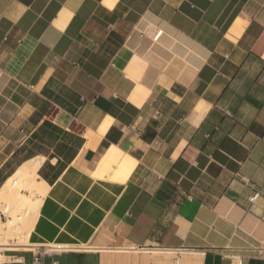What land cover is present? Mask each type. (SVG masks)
Here are the masks:
<instances>
[{
	"label": "crops",
	"instance_id": "crops-1",
	"mask_svg": "<svg viewBox=\"0 0 264 264\" xmlns=\"http://www.w3.org/2000/svg\"><path fill=\"white\" fill-rule=\"evenodd\" d=\"M1 90L49 187L2 264H264V0H0Z\"/></svg>",
	"mask_w": 264,
	"mask_h": 264
},
{
	"label": "bare ground",
	"instance_id": "bare-ground-1",
	"mask_svg": "<svg viewBox=\"0 0 264 264\" xmlns=\"http://www.w3.org/2000/svg\"><path fill=\"white\" fill-rule=\"evenodd\" d=\"M34 162H35L34 164L39 165L38 161H34ZM27 165H28L27 163L23 165V170H25V171H24V174H22V177L19 181H17L15 184H13L11 186H8L7 188H4V187L0 188V190H4V191H6L5 193L12 196L11 199L3 201V203H4L3 208L5 211H7L9 209L10 205H13L15 202L17 204H20L23 202L28 204V206L26 205V207H24V209L20 210L23 214H19V212H18L14 216V212H13L12 213L13 218L10 216L12 219L9 218L8 221H6V222L1 221V219H0V247L6 246V248H7L8 244L6 243V239H9V238L18 239L17 244L13 245L16 249H17V247L30 245V244H28V235H29L30 230H32L31 228L33 226L37 212L39 210L38 208H39V205L41 203L42 197H43L44 193L46 192V190L49 188L42 181H37L38 182L37 184L30 182L29 178L32 179V178H34V176H36V173H35L36 170L28 173V169L26 168ZM30 174H31V177H29ZM9 181H10V179L8 180V182ZM22 188L27 190L29 192V195L22 193L21 192ZM10 208L12 209V207H10ZM16 212L17 211H15V213ZM46 245H48V244H46ZM41 246H43V245H41ZM50 246H53V245H50ZM2 262H3V260H2ZM2 262L0 260V264H2Z\"/></svg>",
	"mask_w": 264,
	"mask_h": 264
},
{
	"label": "rangeland",
	"instance_id": "rangeland-1",
	"mask_svg": "<svg viewBox=\"0 0 264 264\" xmlns=\"http://www.w3.org/2000/svg\"><path fill=\"white\" fill-rule=\"evenodd\" d=\"M8 97V94L5 92V90H1L0 92V103H3L4 101H6V98ZM5 109L4 110H8V107H4ZM4 128V123L0 122V130ZM7 143V140H4V139H1L0 140V151L3 152V154L6 153L5 151V145ZM5 147V148H4ZM3 154L0 153V160L3 159ZM22 157H20L19 155L18 156H13L12 159L10 160V162H6L1 168H0V181H2V179L6 176L7 173L10 172V170L16 165V163H18V161L21 159ZM35 162L34 161H31V162H27V166L26 168L28 169V173L29 172H33L34 170L37 169L38 167V164H34ZM26 164V163H24ZM22 164L21 166H19L17 168V170L12 174V176H10L1 186V187H4V188H7L8 186H11L13 184H15L17 181H19L22 177V174H24V171L23 170V165ZM25 168V169H26ZM29 177H31V174L29 175ZM28 177V178H29ZM10 179V181L8 182V180ZM30 182L31 183H34V184H37V180L35 179V176L34 178H29ZM2 182H0L1 184ZM47 186V184H46ZM48 187V186H47ZM6 191L4 190H0V219L1 221L3 222H6L8 221V219H12L13 218V212H14V216L15 214H17L19 212V214H23L20 210L21 209H24V207H26V205L28 206V204L26 203H20V204H17L16 202L13 204V205H10V207H12V209L9 207V209L7 211L4 210L3 208V201L5 200H8V199H11L12 196H10L9 194L5 193ZM21 192L24 193V194H27L29 195V192L25 189H21ZM36 195V194H35ZM37 196V195H36ZM11 211V212H10ZM15 211H17L15 213ZM6 212V213H5ZM7 214V215H6ZM10 214V215H9ZM12 218H11V217ZM17 241L18 239L16 238H9V239H6V243L8 244L7 245V248L6 246H3V247H0V254L2 252H6V250H10V249H14L15 247L13 245L17 244ZM18 248V247H17ZM16 249V248H15ZM6 258L2 255H0V260L2 262V260L4 261Z\"/></svg>",
	"mask_w": 264,
	"mask_h": 264
},
{
	"label": "built area",
	"instance_id": "built-area-1",
	"mask_svg": "<svg viewBox=\"0 0 264 264\" xmlns=\"http://www.w3.org/2000/svg\"><path fill=\"white\" fill-rule=\"evenodd\" d=\"M259 195V191L256 189L252 193L251 196H249V201L253 202ZM44 248H53L56 249L57 247L55 246H49V247H37L34 254H33V259H32V264H43V255L46 254L48 249Z\"/></svg>",
	"mask_w": 264,
	"mask_h": 264
},
{
	"label": "trees",
	"instance_id": "trees-1",
	"mask_svg": "<svg viewBox=\"0 0 264 264\" xmlns=\"http://www.w3.org/2000/svg\"><path fill=\"white\" fill-rule=\"evenodd\" d=\"M4 179H5V178H3L2 181H3ZM2 181H0V182H2Z\"/></svg>",
	"mask_w": 264,
	"mask_h": 264
}]
</instances>
